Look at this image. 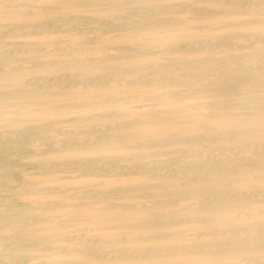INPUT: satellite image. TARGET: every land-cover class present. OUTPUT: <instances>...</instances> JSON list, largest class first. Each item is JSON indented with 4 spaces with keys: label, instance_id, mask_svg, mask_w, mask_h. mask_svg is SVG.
Listing matches in <instances>:
<instances>
[{
    "label": "bare ground",
    "instance_id": "bare-ground-1",
    "mask_svg": "<svg viewBox=\"0 0 264 264\" xmlns=\"http://www.w3.org/2000/svg\"><path fill=\"white\" fill-rule=\"evenodd\" d=\"M10 1L11 0H0V4L3 3L4 8H7L3 13H10L15 16L16 13L19 12H29L26 7L27 5ZM90 5L87 2H82L78 6L88 7ZM56 7L60 9L62 7L68 8V3L57 5ZM175 8L176 7L172 5L133 7L127 15H117L120 23L115 28L125 33L128 32L132 34L134 32L138 35H141L143 31L154 32L174 29L175 26L184 25L183 20L174 16H168V14H174L176 12ZM183 10L184 8L179 7L180 12L185 11ZM67 17L65 21L69 24L70 22L77 21L79 16L71 15ZM86 22L88 21H85V23ZM59 23V25L62 24L61 22ZM70 24L69 26H71ZM29 27H33V30L25 31V28ZM50 27L52 26L45 24V22H36L33 24H24L17 21L0 23V107L36 106V108L32 110V113L29 114L31 119H37L35 121L36 123H32V125L29 124L30 126L26 128L21 127V130L20 128H18L19 130H13V134L15 135L11 136L22 138L24 141H29V143L34 140H45V142L53 140L55 136L50 135L51 132L54 131L52 125L56 124L58 126V124L55 122H41L39 120L42 119L38 117L37 114L44 113L45 110L62 109V107L65 108L67 106L69 108L70 105L105 104L107 101H102L100 99L91 101L92 99L90 100V98L94 100V97L91 95L90 98L85 100L73 101L60 105L55 102L57 99L56 97V99L50 100H43L44 98L65 94L71 96L75 95V97H77V92H74V90H94L99 86L106 87L109 85L114 86L115 84L119 86V89H122L125 87L122 81L125 80L128 74H137L133 81H129L133 83V86L136 84L153 89L156 88L157 85H160V87L166 88L165 92L154 93L148 96L163 99L171 98V100L175 101V104H177L176 101L178 102V100L185 95L205 94L206 96L200 98H209L214 104L212 111H201L198 113L189 111L176 112L174 110L172 111V109L164 112H156L154 115L156 118L155 121H159V123L164 125H171L167 133L164 131L163 133L156 134L168 136L161 137L158 140H130L128 143L125 142L117 147V149H137L139 147L163 145L183 147L186 151L184 150L175 155L172 154L171 151H167L166 155L163 156L161 155V150L159 153L156 152L157 154L154 153L155 155L152 153L155 157L159 156L158 158L149 160L145 158H151L153 155L147 154L146 152L142 153L136 151L134 153L132 152L130 155H115L113 159H116V162L117 160L135 161V164H133L135 167L144 169L147 173H153L154 176L164 179L165 183L161 185V187H164V190L158 193L161 195V198H156L157 196L152 194L151 196L155 197H153L152 200H150V196L148 202L135 204L126 203L122 205L121 210H117L115 205H109L104 208L106 210L105 213H102L104 216L95 214L96 210L89 207L86 202L73 204L72 206H79L78 210L85 213L83 216L88 223L93 225L94 223L98 224L96 228H74L75 230L64 231L61 237L53 240L47 233L64 228L60 223L56 222V216L50 215L49 213V217L46 219H50V217L54 216L53 221L50 219L51 223L48 226H41L40 223L43 221L41 215L31 216V214H28L27 208L32 209L30 205H28V207L23 204V206H18L13 204V201L8 202L5 198L0 199V245L4 247V249L0 250V257L1 260L2 258L6 260L0 261V264H159L155 261L167 257H178L181 258L182 264H189L187 261L188 258L204 254L211 255L214 258H218V256L221 255L230 257L232 260L229 261L228 264H264V210L260 211L259 218L230 228H223L221 226L230 222V220H236V217L229 216L228 219L230 220H225L224 222L221 221L220 216V213L224 211L225 213H232L233 211L236 212L235 210H239L242 211L239 216H243L242 213H244L248 217L250 213H247L244 209H248L252 204L256 205V203H261L264 200L263 190L259 192L251 190L243 191L239 188L237 190L236 188L234 189V187H225L224 184L226 180L225 182L223 181L225 177H231L232 179L230 180H232L234 184L238 178L237 175H242L241 173L247 170H252L256 167H260L264 170V141L243 142L237 146L238 148H242V150L247 147H252L251 149L254 148V153H252L254 154L253 158L243 156L239 150H237L236 146L229 148L217 146L201 148L199 146V143L205 141L212 143L213 141H217L219 143L222 139H230L237 133L249 130H256L264 135V128H255L256 125H264V123H258L253 120L251 122L235 123L233 121L228 122L226 121L228 119L225 118L234 114L244 115L250 113L254 116L259 115V117L260 114H264V94L249 99V101H247V99L246 102H243L242 106L238 103L234 104L231 102L234 96L240 94L251 96L256 92H264V35L253 36L254 38L249 39V42L241 45L238 44V41L234 40L238 37L224 35L219 41L216 39V42L213 40L205 42L202 40H188L185 47L178 44H167L168 46H164V48L143 46L141 44L144 43L142 42L144 39L139 38L132 41L129 46L120 47L122 54L104 57L101 60H124L132 58L137 60L142 57H155L157 55L162 56L161 59L148 63L147 66L137 61H132L127 66L104 65L105 67L101 69V72L94 74L91 72L93 69H91L90 66L93 59L80 55L82 52L90 51L91 47L88 44L91 43L92 40L89 42L84 39L85 41L83 40V43H80V45L78 43L77 46L74 47H66V45L65 47L56 48L55 50H57V52L61 51L68 53L65 58L56 57V59H51V57L45 58L47 52L44 51L45 48L39 46L38 43L29 42L27 40H8V37L13 35L16 37H25L26 35L49 32L51 30ZM37 28L38 30H35ZM103 28H101V30ZM56 29H58V27ZM108 29L113 30L112 27ZM84 31L81 32L83 33ZM210 52L213 54H201ZM196 54H201L202 56L197 58L195 56L190 57V55ZM54 57L55 56H53V58ZM37 70L44 74L50 71L59 72L52 76L42 74L33 78L26 77L28 72ZM155 75H157L156 78L154 77ZM11 85H13V87H11ZM192 85H197V87H191ZM182 86L186 87L178 88ZM52 88H58L59 90L58 92H53ZM239 107L244 110L239 111ZM201 115L204 117H200ZM99 116L101 118L103 117V119L106 117H109V119L115 117L116 119H113L114 122L112 124L100 127L98 126L100 123L88 124L86 122L89 120L88 118L80 116L71 118L70 120L72 121L85 122L87 126L84 125L86 127H82V129L78 131H70L66 130V128L61 129L60 133L58 132L57 134H62L59 135L62 137L58 139L61 140L60 142H62L63 147L66 149L72 148L77 145L79 139H83L84 146L89 147L90 144L87 143L88 139L84 137H93L94 141H91L93 142V146L102 148L103 150L107 148L113 150L114 146H107L109 141L121 138L120 135H123L126 129L131 128V126L138 122H144L141 119H125L121 113L106 112V114H100ZM188 116H196L198 119L188 120L186 119ZM96 120L94 119V121ZM7 121L8 117L0 115V122ZM67 122L68 121L65 123ZM57 131H59V128ZM1 132L0 139H3L5 135ZM10 132H12V130ZM151 134L152 133L149 135ZM7 136L11 138L9 134ZM105 161L108 160L105 159ZM76 165L78 164L76 163ZM90 165L91 163H87V167ZM110 167L112 168V165ZM115 167L116 166L113 168ZM130 168L131 167H129V169ZM122 169L123 168H121V171ZM99 171L101 170H98V172ZM103 173L107 172H102V174ZM107 174L110 175V173ZM243 176L248 175L243 174ZM178 181H185L187 185L186 189L181 190L175 187ZM2 188H4V186ZM187 198L194 200V202L179 208L180 201H184ZM67 206H71V204H67L66 207ZM177 206L178 208L176 209L175 207ZM53 207L48 206L46 209L50 210ZM61 207L65 208V205H61ZM130 210L132 212H128ZM203 217H206V219H203ZM113 221L117 222L114 223ZM181 224H189L198 229H173V227H178ZM200 227H205L207 230H202ZM92 229L99 230L100 234H90ZM188 229L192 230L188 231ZM120 232H125V234L128 235L127 240L130 242L140 241L148 243V245L135 246L127 243L121 244L123 240L121 235L119 236ZM87 233L89 237L86 235ZM109 235L110 238H107ZM195 238L197 241L192 242ZM149 242H154V244L149 245ZM155 242H158V244H155ZM55 255H68L69 258L64 260L57 258L53 259ZM77 256L81 258L78 259L76 258ZM26 259H31V262H26ZM197 264L206 263L199 262Z\"/></svg>",
    "mask_w": 264,
    "mask_h": 264
},
{
    "label": "rangeland",
    "instance_id": "rangeland-1",
    "mask_svg": "<svg viewBox=\"0 0 264 264\" xmlns=\"http://www.w3.org/2000/svg\"><path fill=\"white\" fill-rule=\"evenodd\" d=\"M11 1H13V3L17 2V3L27 5L26 7L28 8L29 12L16 13L15 16L17 15L19 16L20 14L22 16L20 15L19 17L18 16L15 17L10 13H7V14L3 13L7 8L6 7L4 8L3 3H1L0 4V23H10V22L17 21V22L24 23V24H33L36 22H45V24L51 25L52 27H50L51 30L49 32H43L41 34L40 33H37L35 35L31 34L28 36L26 35L25 37H19V36L16 37L15 35H13V36L8 37L9 41L27 40L29 42L38 43L39 46L44 47L45 48L44 51L47 52V55L45 56V58L51 57V59H56V57L65 58L68 55V53L66 52H61V51L57 52V50H55L56 48L65 47L66 45H67L66 47H74V46H77L78 43L79 45L80 43H83L84 39L89 42L90 40H92L91 43H89L88 45L93 50L90 48V51H87V52L85 51L86 53L82 52V54L80 55L91 57V59H93L90 66H91V69H93L91 70V72H93L94 74L101 72L102 71L101 69H103L105 66H111V65H126L127 66L132 61H137L147 66L148 63L160 60L162 57L160 55H157L155 57H142L137 60L136 59L134 60V58L124 59V60L110 59L108 61L101 60L104 57H111L112 55L122 54L120 47L129 46L132 41H135L139 38L144 39L142 40V42L144 43L141 44L143 46L145 45V46L154 47V48L155 47L164 48V46L166 47L169 44H174V45L178 44V45H181L182 47H185L186 42L188 40H202L204 42L213 40L216 42V39L217 41H219L220 39L224 37V35L225 36L228 35L229 37H238L237 39H234V40L238 41L239 42L238 44L241 45V44H245L246 42H249L250 41L249 39L254 38L253 36L264 35V0H11ZM82 2H87L89 3V5L90 4L91 5L88 7L78 6ZM64 3H68V8L62 7L60 9L56 7L57 5H62ZM151 5H163V6L172 5L176 7L175 8L176 12L174 14H168V16H174L178 19L183 20L184 25H179L180 27L175 26L176 28L174 27V29L172 28V29H167V30H160L161 32L154 31L155 33L152 31H146V32L143 31L142 32L143 34L141 33V35L135 34L134 32L132 34L127 32L128 33L127 34L115 28L120 23V21H118V16L127 15L128 12L133 9V7L151 6ZM179 7L184 8L185 11L183 10L184 12L182 11L180 12ZM71 15H75L79 17L77 21H73L72 23L70 22L71 24L70 23L69 24L71 26H69L68 22L65 21V18ZM85 21H88V22L85 23ZM59 22H61L62 24L59 25L60 24ZM57 27L58 29H56ZM109 27H112L113 30L111 29L109 30L108 29ZM101 28L103 29L101 30ZM30 30H33V27L25 28V31H30ZM35 30H38V28ZM81 31H84V32L82 33ZM240 40H243V41H240ZM51 44L53 45L58 44V45L53 46ZM201 54L211 55L213 53L210 52V53H201ZM201 54L190 55V57L195 56L197 58L199 56H202ZM52 55L55 57L53 58ZM57 72L59 71H52V72L50 71L48 73L45 72L46 74H44V73H41V71L39 72L38 70L30 71L26 74V77L33 78L35 76H40L42 74L46 76L47 75L52 76L53 74ZM127 76L125 80L122 81V83L124 82L123 84L125 85V87H123L122 89L121 88L119 89L118 88L119 86L115 84L114 86L113 85L106 86L107 88L99 86L97 89H94V90L92 89L91 90H87V89L74 90V92H77V95H76L77 97H75V95L71 96L69 94H65V95L53 96V97L48 96V98H44L43 100H50V99L57 98L55 102L60 105L71 103L73 101L85 100V99L90 98L91 95L94 97V100L93 98H90V100L92 99L91 101H95L97 99H100L102 101H107L105 102V104L96 103L97 105L96 104L79 105V106L70 105L69 108L67 106L65 108L62 107V109L60 108V109L47 110V111L45 110L44 113L37 114V116L42 119L39 121L55 122L59 126L58 127L56 124L52 125V129H54V131H52L50 135H53L55 137H53L54 138L53 140H49L48 142L46 141L47 143L45 142V140H34V141H30L31 143H29V141L28 142L27 140L24 141V139L22 138H16L14 136H11V135H15L13 134V130H19L18 128H20L21 130L22 129L21 127L26 128L30 126L29 124L32 125V123L33 124L36 123L35 121L37 119L35 120L31 119L29 115L30 113H32V110L36 108V106L0 107V115L4 117H8L7 122H0V132L2 131L1 133L5 135L3 136L4 137L3 139H0V163H2L0 164V176H2L0 177L1 178L0 179V188H1L0 189V199L5 198L7 199L8 202L13 201L12 203L18 206L27 205L28 207V205H30L32 209L26 207L28 209L27 210L28 214H31V216L41 215V218L43 219V221L40 223L41 226H48L51 223L50 219L53 221L54 216H56V219H55L56 222L60 223V225L63 226L64 228L56 229L54 231H50L47 233L53 240H56L58 237H61L64 234V231L75 230L74 228H78V227L96 228L98 227V224L94 223L93 225L91 223H88L84 219V216H83V214L85 213H83V211L78 210L79 206L78 207L72 206L73 204H79L82 202H86L88 203L89 207L94 208L96 210L95 214L104 216V214H102V213H105L106 211L104 208L108 207L109 205H113V206L115 205L117 207V210H121L122 205L126 203L135 204V203H140V202H148L149 197L152 194L157 196L156 198H161L160 197L161 195H159L158 193H161L164 190V187H161V185L165 183L164 179L154 176L153 173H150V172L147 173V171H145L144 169L135 167L133 165L135 164V161H132V160L131 161H128V160L118 161L117 160L116 162V159H113V158L115 157V155H118V154H119L118 156L130 155L132 152L134 153L136 151L142 152V153L146 152L147 154L153 155L154 153L156 152L159 153L162 150L161 155L163 156L166 155L167 151H171L172 154L175 155V154H178L179 152H183L184 150L186 151V149H184L183 147H179V146H163V145L139 147L137 149H134V148L133 149H121V148L117 149V147L120 146L121 144H124L125 142L128 143L130 140H137V139L158 140L161 137L168 136V135H157L156 134V133H163L164 131L165 133H167L169 126L171 127V125H164V124L159 123V121H155L156 118L154 117V115L156 112H160V111L164 112L170 109L176 112L189 111V112H196V113L201 112V111H212L214 102L209 98L207 99L200 98V97L206 96L205 94H202V95L201 94L199 95L188 94V95L183 96L180 100H178V102L176 101L177 104H175V101L171 100V98L163 99V98L148 96L154 93H160L163 91L165 92L166 88L160 87V85H157L156 87L157 89L156 88L149 89L146 86L136 85V84L133 86V83H130L129 81L131 80L133 81L136 78L137 74L136 75L128 74ZM154 77L156 78L157 75H155ZM11 87H13V85H11ZM185 87L186 86H182L178 88H185ZM191 87H197V85H192ZM58 90H59L58 88H52L53 92H58ZM263 94L264 92H260V93L256 92L255 94H252L251 96L246 95V94L244 95L240 94V95L234 96V99H232L231 102L234 104L238 103L240 106H242L243 102H246L247 99H248L247 101H249V99L259 97L260 95H263ZM238 110L243 111L244 109L239 107ZM106 112L107 113H121L123 114V117H125V119H133V120L141 119L144 122L143 123L138 122L134 124L133 126H131V128L126 129L124 131V134L120 135L121 138H117L112 141H109L107 143V146L108 147L114 146L113 150H110L107 148V149H104L105 150L104 151L102 148L93 146V142H91V141H94L93 137H84L85 139H88L87 143L90 144L89 147L84 146L83 139H79V141H77V145L73 146L72 148L66 149L63 147L62 142H60L61 140L58 139L59 137H62V136H59L62 134H57L58 132L60 133L61 129L66 128V130L78 131L79 129H82V127L85 128L87 126L86 125L87 123L88 124H93V123L99 124L100 123L98 125L100 127H104L105 125H110L116 119L115 117H112L110 119L109 117L108 118L106 117L103 119V117L101 118L99 116L100 114H106ZM76 116H80V117L88 118L89 120L90 119L92 120L90 121L87 120L86 121L87 123L76 122V121L70 120L71 118H74ZM200 117H204V116L201 115ZM258 117L259 115L254 116L253 114L247 113L244 115L234 114L231 116H227L225 118L228 119L226 121L228 122L233 121L235 123H244L247 121L251 122L252 120L258 123H264V114L263 115L260 114V117L259 118ZM117 118H120V117H117ZM195 118L196 120L198 119V117L196 116L186 117V119L188 120H194ZM94 119L95 120L97 119V120L94 121ZM11 120H15L16 122L11 121ZM59 120H63V121L57 122ZM69 120L71 123L69 122ZM66 121L68 122L65 123ZM58 128H59V131H57ZM255 128H264V125H256ZM11 130L12 132H10ZM150 133L152 134L149 135ZM8 134L10 135L11 138L7 136ZM251 141H261L262 142L264 141V135L259 131L249 130L246 132L237 133L233 135V137L230 139H227V138L222 139L219 143L217 141H213V143L205 141V142L199 143V146L201 148H207L210 146L229 148L233 146L237 147L243 142H251ZM249 148L250 147L243 148V150H245L243 151L242 148L237 147V150H239V152L243 156H247V158H253L254 154L252 153H254L253 151L254 148L253 149H251L252 147L250 149ZM87 149L89 150V152ZM154 155L151 156V158L149 157L145 159L149 160V159L159 157V156L155 157ZM105 159L108 161H105ZM76 163L78 165H76ZM87 163H91V165L87 167ZM111 165H112V168L114 166L116 167L112 169L110 167ZM129 167L131 168L129 169ZM121 168H123L122 171H121ZM98 170H101V171L98 172ZM102 172L110 173V175L107 173L102 174ZM142 173H145V174H142ZM241 174L242 175L239 174L240 176L237 175L238 178L236 179V182H234V184L232 180H230L232 179L231 177H225L223 179L224 182L226 180V183L224 184V186L234 187V189L236 188L237 190L239 188L240 190H243V191H249V190L258 191V192L261 190L264 191V170L262 168L256 167L252 170H247ZM243 174L248 175V176H243ZM3 186L4 188H2ZM175 187L183 190V189H186L187 185L185 181H182V182L178 181V183L175 184ZM153 197L154 196H151L150 200H152ZM187 199H185L184 201L181 200L183 202L180 201L179 208L184 205L187 206L188 204L194 202V200H191L190 198H187ZM67 204H71V206L66 207ZM61 205H65V208L61 207ZM45 206L46 207L51 206L53 208L50 210H47ZM37 207H39L40 209ZM175 208L177 209L178 206ZM244 210L247 211V213H250V215L248 214V217L244 213H242L243 216H239V214L242 212L239 210H235L236 212L233 211L232 213L231 212L225 213V211L221 212L220 213L221 221L225 222V220H230L228 219L229 216L236 217V220H237V221L230 220V222L223 224V226L221 227L223 228L235 227V226L241 225V223L250 222V221H253L259 218L260 211L264 210V200L261 203H256V205L252 204L251 207L249 206L248 209H244ZM128 212H132V211L130 210ZM49 213L50 215H54V216L50 217V219H46L47 217H49L48 215ZM203 219H206V217H203ZM113 222L115 223L117 221H113ZM85 223L88 225H86ZM181 228L198 229L189 224H181L178 227H173V229H181ZM201 229L207 230V228L205 227ZM190 230L192 229H188V231ZM90 234L92 235L100 234V231L92 229ZM86 235L89 237L88 233ZM120 235L123 240L121 244L127 243L129 245H135V246H144L146 244L148 245V243H145V242L128 241L127 240L128 235H126L125 232H120L119 236ZM107 238H110V235ZM196 241L197 239L195 238L192 242H196ZM175 242H179V241H175ZM153 244L154 242H149V245H153ZM155 244H158V242L157 243L155 242ZM0 247H1L0 250L4 249L2 245H0ZM224 256L225 255H221V256H218V258H214L211 255L204 254L200 256H192L188 258L187 261L189 262V264H197L199 262H205L206 264H228L229 261L232 260V258L224 257ZM54 258L64 260V259H68L69 256L68 255H55L53 256V259ZM76 258L79 259L81 257L77 256ZM0 261H6V260H3V258L1 260V257H0ZM25 261L30 263L31 259L30 260L26 259ZM181 261H182L181 258H178V257H175V258L167 257V258L160 259L159 261L157 260L155 262L159 264L161 263L163 264H182Z\"/></svg>",
    "mask_w": 264,
    "mask_h": 264
}]
</instances>
